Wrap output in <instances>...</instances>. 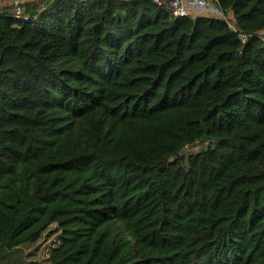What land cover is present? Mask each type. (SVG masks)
I'll use <instances>...</instances> for the list:
<instances>
[{
	"label": "trees",
	"instance_id": "trees-1",
	"mask_svg": "<svg viewBox=\"0 0 264 264\" xmlns=\"http://www.w3.org/2000/svg\"><path fill=\"white\" fill-rule=\"evenodd\" d=\"M212 1L0 4V264H264V0Z\"/></svg>",
	"mask_w": 264,
	"mask_h": 264
},
{
	"label": "built area",
	"instance_id": "built-area-1",
	"mask_svg": "<svg viewBox=\"0 0 264 264\" xmlns=\"http://www.w3.org/2000/svg\"><path fill=\"white\" fill-rule=\"evenodd\" d=\"M81 2H89L94 0H77ZM157 3L162 4L166 3L172 10V13L175 16H183V15H190L191 8H195L196 10L200 11H207L216 14H222L221 11L213 4L212 0H155ZM16 7H20V5H16ZM16 18H20V11H16L15 14ZM227 23L231 28H234L233 23L230 22L228 17H225ZM240 39L245 41L247 36L242 34L240 35Z\"/></svg>",
	"mask_w": 264,
	"mask_h": 264
},
{
	"label": "rangeland",
	"instance_id": "rangeland-1",
	"mask_svg": "<svg viewBox=\"0 0 264 264\" xmlns=\"http://www.w3.org/2000/svg\"><path fill=\"white\" fill-rule=\"evenodd\" d=\"M2 0H0L1 2ZM26 0H12V2H8L7 4H11V5H14V9L16 11H20V15H21V12L24 11V7H16V5H21L23 2H25ZM1 4V3H0ZM193 12H195V16L196 15H207V16H212V17H218L216 16L217 14L216 13H211V12H207V11H200V10H196V9H192ZM192 10H191V13H192ZM198 11V12H197ZM228 18L230 19V22L232 23L233 22V16L232 14L230 13V15L228 16ZM199 148V146H195V147H187L185 149V152L188 153L190 151H197ZM57 244V240H55L53 237L47 239V240H44L43 242H41L39 245L37 246H33L31 248H26L25 249V252L28 254V253H35V257H38V258H45L48 256V253H49V250L55 246Z\"/></svg>",
	"mask_w": 264,
	"mask_h": 264
},
{
	"label": "water",
	"instance_id": "water-1",
	"mask_svg": "<svg viewBox=\"0 0 264 264\" xmlns=\"http://www.w3.org/2000/svg\"><path fill=\"white\" fill-rule=\"evenodd\" d=\"M204 136L201 138V142H206L207 140H209V134H208V127L206 124H204Z\"/></svg>",
	"mask_w": 264,
	"mask_h": 264
},
{
	"label": "crops",
	"instance_id": "crops-1",
	"mask_svg": "<svg viewBox=\"0 0 264 264\" xmlns=\"http://www.w3.org/2000/svg\"><path fill=\"white\" fill-rule=\"evenodd\" d=\"M10 2H12V0H9ZM8 0H2L0 3H8L9 2ZM193 8H191V10H192ZM195 9V8H194ZM198 12V11H197ZM196 13L195 12H193V10H192V15H195Z\"/></svg>",
	"mask_w": 264,
	"mask_h": 264
}]
</instances>
